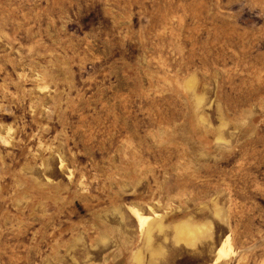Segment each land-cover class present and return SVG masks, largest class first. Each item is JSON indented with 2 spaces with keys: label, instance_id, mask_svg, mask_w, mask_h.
I'll use <instances>...</instances> for the list:
<instances>
[{
  "label": "rangeland",
  "instance_id": "rangeland-1",
  "mask_svg": "<svg viewBox=\"0 0 264 264\" xmlns=\"http://www.w3.org/2000/svg\"><path fill=\"white\" fill-rule=\"evenodd\" d=\"M0 264H264V0H0Z\"/></svg>",
  "mask_w": 264,
  "mask_h": 264
}]
</instances>
